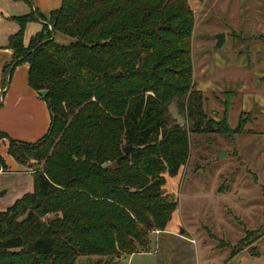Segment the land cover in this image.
<instances>
[{
    "label": "trees",
    "instance_id": "trees-1",
    "mask_svg": "<svg viewBox=\"0 0 264 264\" xmlns=\"http://www.w3.org/2000/svg\"><path fill=\"white\" fill-rule=\"evenodd\" d=\"M11 19L19 28L8 37L13 54L2 84L27 64L49 125L33 142L0 133L33 176L32 191L0 211V264L147 252L177 207L163 187L188 159L190 132L229 135L243 124L232 129L227 113L216 120L203 109L188 0H61L48 17L31 11ZM37 19L41 29L25 43L26 26ZM56 33L74 41L60 44ZM173 102L187 128L169 119ZM255 238L247 232L230 257Z\"/></svg>",
    "mask_w": 264,
    "mask_h": 264
},
{
    "label": "rangeland",
    "instance_id": "rangeland-1",
    "mask_svg": "<svg viewBox=\"0 0 264 264\" xmlns=\"http://www.w3.org/2000/svg\"><path fill=\"white\" fill-rule=\"evenodd\" d=\"M188 2L194 14L192 78L203 109L216 120L227 113L232 129L241 119V130L190 132L188 159L163 187L177 207L165 230L151 235L147 252L79 256L73 264H264V0ZM219 33L224 42L216 48ZM55 40L69 44L74 38L56 33ZM169 119L187 128L176 102ZM2 177L0 184L17 176ZM247 232L256 238L230 257Z\"/></svg>",
    "mask_w": 264,
    "mask_h": 264
},
{
    "label": "crops",
    "instance_id": "crops-1",
    "mask_svg": "<svg viewBox=\"0 0 264 264\" xmlns=\"http://www.w3.org/2000/svg\"><path fill=\"white\" fill-rule=\"evenodd\" d=\"M60 4L61 0H0V133H4L10 138L33 142L47 131L49 125V113L45 102L27 83V64L17 65L7 86L4 87L2 84L3 65L11 61L13 54L12 50L6 47L8 37L19 28L18 23L11 17L31 11L48 17L53 10L59 8ZM43 22L44 20L37 19L27 24L24 33L25 43L31 35L41 29ZM27 30H30L29 35ZM7 147V138H0V157L5 164L4 171L0 173V176L14 175L17 177L7 179L0 184V190L5 188L0 196V203L8 193L18 194L8 202L3 201L4 204L2 207L0 206V211L33 189L32 168L18 163L7 153Z\"/></svg>",
    "mask_w": 264,
    "mask_h": 264
},
{
    "label": "water",
    "instance_id": "water-1",
    "mask_svg": "<svg viewBox=\"0 0 264 264\" xmlns=\"http://www.w3.org/2000/svg\"><path fill=\"white\" fill-rule=\"evenodd\" d=\"M224 42V34L223 33H219L216 35V44L215 47L218 48L222 45V43ZM128 148H124V152L127 153ZM4 191L0 192V196L3 194Z\"/></svg>",
    "mask_w": 264,
    "mask_h": 264
},
{
    "label": "built area",
    "instance_id": "built-area-1",
    "mask_svg": "<svg viewBox=\"0 0 264 264\" xmlns=\"http://www.w3.org/2000/svg\"><path fill=\"white\" fill-rule=\"evenodd\" d=\"M4 171V168L2 167V165L0 164V173H2Z\"/></svg>",
    "mask_w": 264,
    "mask_h": 264
}]
</instances>
